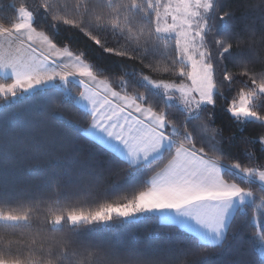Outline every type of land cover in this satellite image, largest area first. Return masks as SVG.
<instances>
[{"label":"snow or ice","instance_id":"obj_1","mask_svg":"<svg viewBox=\"0 0 264 264\" xmlns=\"http://www.w3.org/2000/svg\"><path fill=\"white\" fill-rule=\"evenodd\" d=\"M10 7L0 17V73L8 74L0 79V162H10L8 121L17 113L28 131L11 138L20 151L36 148L42 168L83 163L81 136L107 155L87 171L78 163V184L53 180L46 199L0 209V264H196L232 245L238 232L247 249L237 245L226 264H264V211L247 215L257 200L264 206V0L246 9L259 28L237 19L227 0ZM73 33L111 64L65 38ZM37 89L44 95L30 100ZM22 101L33 103L21 112ZM69 108L82 111L86 126L65 118ZM218 109L230 127L216 121ZM144 169L124 195L99 194ZM150 218L190 239L192 253L152 257L139 250L140 238L103 234Z\"/></svg>","mask_w":264,"mask_h":264},{"label":"trees","instance_id":"obj_2","mask_svg":"<svg viewBox=\"0 0 264 264\" xmlns=\"http://www.w3.org/2000/svg\"><path fill=\"white\" fill-rule=\"evenodd\" d=\"M22 0H0V17L10 15L12 9L10 5L18 6ZM256 0H227V5L230 8L236 9L237 19L243 23H252L257 28L261 27V21L258 17L247 14L246 9L249 4L255 3ZM61 35H64L61 33ZM65 38L70 39L78 44H83L88 53L93 58L100 60L106 64H111L110 58L106 57L99 50L95 49L82 35L73 33L67 35ZM8 78V77H7ZM0 76V79H7ZM59 83V82H57ZM44 95L40 89L34 90L33 95L29 97L30 100H35ZM33 101H22L15 107L19 108L21 112L29 106ZM3 106L0 105V109ZM66 119L77 121L81 126H86L87 120L82 115V111L69 108L64 111ZM215 119L224 127H230L228 114L218 109ZM10 138L8 141V151L10 154V162L5 164L0 162V209L8 210L13 208L20 210L24 207H29L31 203L40 198H47L52 195L51 184L53 180H59L65 184H78L76 179L77 168L76 165L80 163L81 169L87 171L86 165L89 163H96L97 160L103 161L107 155L96 144L91 143L89 140L78 137L76 142L77 150L85 157L83 163L78 158L72 160H65L53 162L51 166L40 167L34 161L39 158V151L34 147L24 146V150L20 151L16 147L15 139L11 138L12 134L24 135L28 129L24 126L25 122L20 120V114L17 113L9 121ZM19 125V126H17ZM4 120L0 116V153L4 150L3 143V130ZM231 130V129H230ZM55 147V145H53ZM230 154H235L231 148H226ZM146 169L136 172L135 174L128 175L116 183L108 182L103 187L100 195L115 198L116 195H124L123 191L129 190L139 184L145 174ZM82 190V189H81ZM55 197L53 196V199ZM264 211V206H261L260 201L257 200L254 205L247 209L249 218L258 215L256 209ZM237 214V220H239ZM168 229L160 224L155 218L141 220L140 222L132 225H125L123 227H115L113 229L104 230L103 234H112L122 237L127 240V235L140 238V248L145 255L152 257H166L173 260H179L185 256H189L195 245L193 242L185 237L182 233H175L173 235L167 234ZM153 237L158 241H149L144 243L142 239ZM241 245L247 249V241H243L239 232L233 238L232 245L225 248L223 251L214 254L206 259H201L196 264H226L233 253V249ZM256 257L259 256L257 252Z\"/></svg>","mask_w":264,"mask_h":264},{"label":"crops","instance_id":"obj_3","mask_svg":"<svg viewBox=\"0 0 264 264\" xmlns=\"http://www.w3.org/2000/svg\"><path fill=\"white\" fill-rule=\"evenodd\" d=\"M0 76L1 77H4V78H7L8 77V74H6V73H0Z\"/></svg>","mask_w":264,"mask_h":264},{"label":"rangeland","instance_id":"obj_4","mask_svg":"<svg viewBox=\"0 0 264 264\" xmlns=\"http://www.w3.org/2000/svg\"><path fill=\"white\" fill-rule=\"evenodd\" d=\"M259 253V252H258ZM260 255V254H259Z\"/></svg>","mask_w":264,"mask_h":264}]
</instances>
